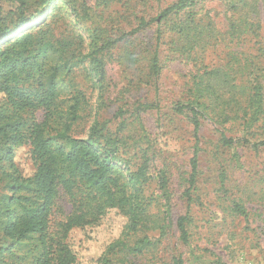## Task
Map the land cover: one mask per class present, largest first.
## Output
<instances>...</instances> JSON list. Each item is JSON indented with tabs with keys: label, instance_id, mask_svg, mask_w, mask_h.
<instances>
[{
	"label": "rangeland",
	"instance_id": "rangeland-1",
	"mask_svg": "<svg viewBox=\"0 0 264 264\" xmlns=\"http://www.w3.org/2000/svg\"><path fill=\"white\" fill-rule=\"evenodd\" d=\"M27 1L25 13L29 16L43 4L42 0ZM85 1L89 8L85 22H80L79 5L72 10L68 3L57 2L45 10L33 30L36 38L43 36L60 48V52L50 54L47 65L59 66L56 81L61 97L77 93L79 98L77 119L69 133L85 137L94 121L108 120L113 132L121 125L117 132L127 145L122 151L129 147L147 149L148 171L153 176L145 189L153 195L146 210L149 225L136 232L125 231L122 237L126 243L132 244L143 234H157L152 228L162 211L161 191L155 181L159 172L165 173L170 193L171 224L157 248L140 255L117 252L111 256L113 264L122 260L171 264L172 256L178 255L183 264H264V148L253 150L249 145H239L235 150L238 164L232 149L219 142L221 131L227 136H246L240 120L234 117L236 105L227 104L236 91L227 79L249 82L254 73L264 83V0H190L178 14L151 22L179 0ZM17 6L16 1L0 0L3 24L11 25ZM142 19L148 23L127 34ZM37 30L47 32L42 35ZM153 55L158 65L156 74L150 71ZM96 67L101 68L97 74ZM198 91L211 116L200 119L196 141L191 124L172 106ZM69 103L64 101V116ZM146 104L151 106L145 108ZM224 110L229 119L219 123L216 115ZM36 115L40 118L42 110ZM143 132L146 136L140 140ZM247 138H264V119ZM196 148L199 173L190 191V241L183 244L175 222L187 210L183 192L188 186L189 160ZM139 155L132 167L140 162ZM29 156V144L15 148V160L24 173L31 169ZM221 173L225 175L226 194L220 190ZM5 181L0 177V187ZM233 199L242 203L245 215L232 211ZM57 205L56 218H64L71 209L64 192ZM127 217L118 208H111L98 225L73 228L69 240L77 254L76 264H95L119 235ZM32 240L12 244L0 232V264H31L36 254Z\"/></svg>",
	"mask_w": 264,
	"mask_h": 264
},
{
	"label": "trees",
	"instance_id": "trees-1",
	"mask_svg": "<svg viewBox=\"0 0 264 264\" xmlns=\"http://www.w3.org/2000/svg\"><path fill=\"white\" fill-rule=\"evenodd\" d=\"M13 1L18 3V10L10 26L3 24L0 14V177L6 179L0 187V232L12 244L33 239L36 254L31 264H76L77 254L69 240L71 230H83L87 225L96 226L109 209L118 208L128 216L125 225L107 245L106 251L96 258L95 264H113L111 256L121 251L133 255L152 251L168 234L171 224L170 193L167 191L165 173L159 172L155 177L163 200L161 217L152 228L157 234H143L132 244L126 243L122 237L125 231L136 232L138 228L149 225L146 210L153 195L146 193L145 189L153 176L148 171L147 149L129 147L122 151L127 145L117 132L121 125L113 132L108 128V120L94 121L85 137L71 135L69 131L77 119L79 98L77 93L65 99L61 97V89L56 81L59 66L47 65L50 54L60 52L58 45L44 40L43 36H34V27L53 3H68L72 10L79 5L83 19L80 22H85L89 16L86 1L78 0L77 4V0H42L41 7L30 16L25 13L28 10L27 0ZM189 1L179 0L148 22L178 14L189 5ZM148 22L142 19L127 34L136 32ZM46 32L36 31L42 35ZM112 42H107L103 47ZM157 66L156 56L153 55L150 60L151 73H158ZM100 69L94 68V73L97 74ZM227 84L236 89L232 93L235 98L227 104L234 102L236 105L234 117L240 120L242 132L246 136L232 137L221 131L219 142L232 149L235 162L240 164L235 151L239 145H249L253 150L264 148V138L256 141L247 138V134L264 119V83L260 75L251 73L249 82L236 83L234 78L227 79ZM66 99L70 103L64 116L62 107ZM150 106L144 105L145 108ZM39 109L42 110L40 118L36 115ZM172 110L185 116L192 126L193 137L198 141L200 119L211 116L207 114V104L201 99L200 92L184 102H174ZM216 117V121L223 123L228 121L229 114L224 110ZM145 136L143 132L140 140ZM24 144H29L31 161V169L27 173L15 160V148ZM138 153L140 162L132 167ZM189 165L188 186L183 192L188 206L175 222L178 238L183 244L190 241V191L199 173L197 148L193 151ZM224 179L225 175L221 173L220 190L226 194L228 189ZM62 192L67 196L71 209L64 218L57 219V200ZM231 203L235 214H246L240 201L233 199ZM241 262H245V259ZM120 264L134 263L122 260ZM171 264H183L181 255L172 256Z\"/></svg>",
	"mask_w": 264,
	"mask_h": 264
}]
</instances>
